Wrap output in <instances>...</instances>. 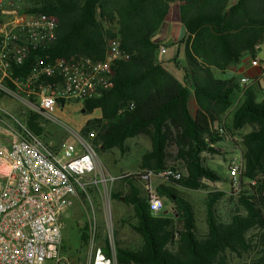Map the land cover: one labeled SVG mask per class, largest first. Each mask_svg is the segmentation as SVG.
Listing matches in <instances>:
<instances>
[{
	"label": "trees",
	"instance_id": "trees-1",
	"mask_svg": "<svg viewBox=\"0 0 264 264\" xmlns=\"http://www.w3.org/2000/svg\"><path fill=\"white\" fill-rule=\"evenodd\" d=\"M177 2L182 4L180 18L187 30L180 42L185 45L187 61L182 71L194 85L199 107L195 117L189 110L187 85L158 62L162 46L158 32L171 5ZM36 6V12L54 15L59 21L56 41L45 51L52 59L81 55L103 60L109 41L115 37L131 56L115 65L114 87L85 102L84 112L102 113L84 129L85 134L91 129L97 132L99 148H116L124 153L129 139L146 135L152 141V150L142 156L140 169L158 174L168 168V148L173 142L177 158L187 171V177L178 184L197 191L205 188L203 180H220L205 166L203 154L216 153V145L233 131L252 127L243 138L241 183L250 182L249 191L239 197L244 212L229 223L221 222L214 210L221 194L210 196L209 233L200 238L194 214L186 202L176 200L181 209L176 218L157 217L151 212L148 199L142 198L134 183H130L131 193L125 202L135 206L138 224L134 230L142 236L143 245L135 251L117 248L118 263L227 264V252L238 254L250 249L248 233L264 228V99L257 102L253 91H246L231 125H226L223 117L233 107L240 87L236 79L224 77L246 52L254 55L263 39L264 0H239L237 4H232V0H37ZM99 17L109 25L118 19L119 31L105 29ZM29 64L30 61L21 72L26 74ZM38 118H31L29 124L40 135ZM168 186L160 185L157 190L173 198ZM176 220L183 222L182 229H175ZM104 250L111 255L109 249ZM252 264H264V256Z\"/></svg>",
	"mask_w": 264,
	"mask_h": 264
},
{
	"label": "built area",
	"instance_id": "built-area-1",
	"mask_svg": "<svg viewBox=\"0 0 264 264\" xmlns=\"http://www.w3.org/2000/svg\"><path fill=\"white\" fill-rule=\"evenodd\" d=\"M36 1L0 0V100H16L23 109L17 114L0 104V264H70L63 252L61 217L80 194L120 178L98 175L94 131L73 133L76 143L56 146L37 134L29 121L38 116L62 125L52 115L55 109L101 97L114 87L115 65L131 56L115 37L103 60L81 55L52 59L45 51L56 41L59 21L36 12ZM255 49L251 66L264 67V37ZM29 61L24 74L21 70ZM250 83L249 77H242L241 89ZM242 171L236 163L229 168L236 187L241 186ZM153 176L179 181L185 175L170 168L146 173L150 210L158 216L165 203L150 182ZM90 235L91 264H114L96 232ZM110 243L113 247L111 237Z\"/></svg>",
	"mask_w": 264,
	"mask_h": 264
},
{
	"label": "rangeland",
	"instance_id": "rangeland-1",
	"mask_svg": "<svg viewBox=\"0 0 264 264\" xmlns=\"http://www.w3.org/2000/svg\"><path fill=\"white\" fill-rule=\"evenodd\" d=\"M181 3L171 5V14L176 15ZM104 25V28L116 33L120 29L118 19L113 24L98 18ZM183 45V44H182ZM185 53V45H183ZM161 50L158 51V54ZM174 64L182 73L183 67L187 66L186 57ZM260 57L264 58V51L260 52ZM158 55V62L159 60ZM262 96H259L261 99ZM238 98L231 110L223 117L226 125H231L235 110L240 106ZM0 104L8 110L20 114L22 107L16 100H0ZM84 103L81 100L67 102L63 107H57L52 114L62 125L53 121L38 118L36 126L41 130L40 135L45 141H51L56 146L63 143H76L77 140L73 133H84V129L90 121L100 118L102 113L96 110L92 113L84 112ZM94 131L96 134L97 132ZM252 131L251 126H246L239 131H233L225 139L224 143L217 144L216 153H204V164L220 176L218 182L203 180L204 189L192 191L182 188L178 181H166L160 177L153 176L151 184L154 188L160 185L168 186V190L173 194L162 197L165 203V210L157 217L167 216L176 218L180 209L177 199L188 204L194 214L197 235L204 238L209 233L208 225V199L210 196L221 194L214 204L216 216L221 222L229 223L232 218L244 212L239 202V197L249 191L247 186L250 182L244 180L241 186L233 185V180L229 176V168L234 163L244 170L243 138ZM144 136L135 137L126 142V151L122 153L119 149L103 150L99 148V142L96 140L98 152V175L106 174L113 177H120L114 183L99 184L98 187L91 188L88 194H80L74 204L66 210L61 217L64 232L63 252L70 264H91L90 255V234L96 232L98 242L104 249H109L114 259V264H119L116 257L117 248L138 250L143 245V238L138 234L134 227L138 224L136 218L135 206L125 202V197L131 193L130 183H134L141 194V197L147 199L146 188L149 180L145 178L146 172L140 169L141 156L147 151V144ZM168 168L176 169L187 177V171L184 164L177 158V146L171 142L168 148ZM125 176L131 179H125ZM168 184V185H167ZM115 195L117 197H115ZM176 230L183 228V222L176 220ZM110 237L112 245L110 247ZM250 249L241 251L238 254L227 252V264H252L264 256V228H254L247 235Z\"/></svg>",
	"mask_w": 264,
	"mask_h": 264
},
{
	"label": "crops",
	"instance_id": "crops-1",
	"mask_svg": "<svg viewBox=\"0 0 264 264\" xmlns=\"http://www.w3.org/2000/svg\"><path fill=\"white\" fill-rule=\"evenodd\" d=\"M186 36H187V30L184 24L181 22L180 7H178V12L176 13V15H172L170 11L165 24L161 27L160 31L158 32V40L161 42L162 45L160 48L161 51L158 55L160 57L159 58L160 63H162L163 66L167 70H169L177 78L178 81L185 83L188 89L190 90V96L188 102L189 110L191 115L195 117L198 113L199 107L196 101L193 82L190 78L185 79L184 73H182L178 68L174 66L176 62L184 58L183 56V54L185 55L184 48L180 42ZM252 58L253 56L250 53L246 52L243 55V58L240 63L236 65H232L228 68L226 75L224 77L226 79H230V78L236 79L237 83L239 84V87H240V80L242 79V77H249L251 79V83L247 89L243 90L240 87L239 91L237 92L238 101L241 103L244 101L245 93L248 90L253 91L257 102H261L264 99V67H252L251 66ZM259 96H262L261 99H259ZM141 136L145 137L144 140L146 141L148 147L145 153H147L152 150V141L146 135H141ZM224 142L221 141L218 144ZM151 178L152 177H150V181Z\"/></svg>",
	"mask_w": 264,
	"mask_h": 264
},
{
	"label": "water",
	"instance_id": "water-1",
	"mask_svg": "<svg viewBox=\"0 0 264 264\" xmlns=\"http://www.w3.org/2000/svg\"><path fill=\"white\" fill-rule=\"evenodd\" d=\"M239 0H232V4H237Z\"/></svg>",
	"mask_w": 264,
	"mask_h": 264
}]
</instances>
